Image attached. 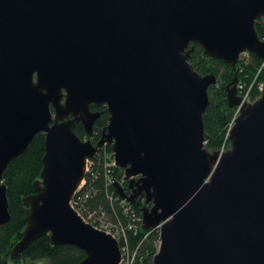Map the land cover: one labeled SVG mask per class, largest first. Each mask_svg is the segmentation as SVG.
Segmentation results:
<instances>
[{
    "label": "water",
    "instance_id": "1",
    "mask_svg": "<svg viewBox=\"0 0 264 264\" xmlns=\"http://www.w3.org/2000/svg\"><path fill=\"white\" fill-rule=\"evenodd\" d=\"M264 0H0V225L11 220L4 176L39 134L46 154L26 227L11 256L42 234L79 246L76 264H121V243L73 207L93 160L112 148L142 207V227L159 228L152 264H264V86L239 95L240 56L264 64L256 24ZM204 54L237 70L226 87L238 116L230 148L206 147L204 116L215 73L190 63ZM106 106L109 124L92 138Z\"/></svg>",
    "mask_w": 264,
    "mask_h": 264
},
{
    "label": "trees",
    "instance_id": "2",
    "mask_svg": "<svg viewBox=\"0 0 264 264\" xmlns=\"http://www.w3.org/2000/svg\"><path fill=\"white\" fill-rule=\"evenodd\" d=\"M260 37L264 40V17L256 24ZM196 51L190 63L200 74L215 73L218 83L209 90L210 105L204 116L206 146L211 151H221L223 143L230 146L229 130L237 115V108H231L227 102L226 87L236 76L237 70L230 65L204 54L203 48L195 44ZM249 64L241 60L239 65V94L251 101L257 100L264 85V64L255 55L250 54ZM99 109L101 117L94 126L96 144L102 137V130L109 124L110 113L106 106ZM76 132L82 140L90 139L84 127L77 124ZM97 134V135H96ZM225 147V148H226ZM46 154L45 135L39 134L28 151L20 159L13 161L4 176L9 199L11 220L0 225V264H9L13 246L22 238L26 227L25 198L34 194V183L41 178L43 158ZM112 148L109 144L102 147L99 154L91 160L84 186L74 200V205L95 225H114L121 233V246L127 245L135 252L132 264H152L159 248L160 231L158 228L145 230L137 217H142L145 205L127 204L120 199L114 187L120 183L127 194H132L130 182L125 178L123 169L114 165ZM108 218V219H107ZM110 223V224H109ZM86 256L85 250L70 243L53 244L50 234H42L34 239L24 250L17 264H76Z\"/></svg>",
    "mask_w": 264,
    "mask_h": 264
},
{
    "label": "rangeland",
    "instance_id": "3",
    "mask_svg": "<svg viewBox=\"0 0 264 264\" xmlns=\"http://www.w3.org/2000/svg\"><path fill=\"white\" fill-rule=\"evenodd\" d=\"M251 53H244L240 56V62L241 60L243 61V63L245 64H249V62L252 61V58L250 56ZM240 65V63H239ZM246 100H248L249 102L251 101L249 98L244 97ZM252 102V101H251ZM84 140H87V138H85ZM226 144L223 143V147L221 148V150L225 151L227 149H229V145H227V147L225 146ZM226 147V148H225ZM108 219V218H107ZM110 224V223H109ZM124 256V264H131L133 261H135L136 255L135 252L133 253V251L130 249V247H128V249L125 250V252L123 253ZM17 260L20 259H14L12 258L9 264H17Z\"/></svg>",
    "mask_w": 264,
    "mask_h": 264
},
{
    "label": "built area",
    "instance_id": "4",
    "mask_svg": "<svg viewBox=\"0 0 264 264\" xmlns=\"http://www.w3.org/2000/svg\"><path fill=\"white\" fill-rule=\"evenodd\" d=\"M90 164H91V160L89 161V167H90ZM78 195V194H77ZM76 198V197H75ZM74 198V200H75ZM74 200H73V207L76 208V206L74 205ZM77 209V208H76ZM78 210V209H77ZM79 213L85 218L86 221L92 223L88 218H86L82 212L80 210H78ZM137 219L140 221V223L142 224V220H143V217H137ZM93 225H95L94 223H92ZM100 228H103V229H106L108 231H110L111 233H113L116 237H118V239L120 240L121 238V233L124 231L122 229H119V228H116V229H113V226L114 225H107L106 223L105 224H101V225H96ZM122 248V252L124 253L126 249H128V246L127 245H124V246H121ZM121 264H124V256L122 257V261H121ZM132 264V263H131Z\"/></svg>",
    "mask_w": 264,
    "mask_h": 264
},
{
    "label": "flooded vegetation",
    "instance_id": "5",
    "mask_svg": "<svg viewBox=\"0 0 264 264\" xmlns=\"http://www.w3.org/2000/svg\"><path fill=\"white\" fill-rule=\"evenodd\" d=\"M100 107H102V106H97V108H100ZM93 111H100L99 109H95V110H93ZM103 132H104V129L102 130V135H103ZM97 135V134H96ZM91 140H92V142L94 143V141L96 140V137L93 135V137L92 138H90ZM98 143V142H97ZM96 143V144H97ZM95 144V143H94Z\"/></svg>",
    "mask_w": 264,
    "mask_h": 264
}]
</instances>
